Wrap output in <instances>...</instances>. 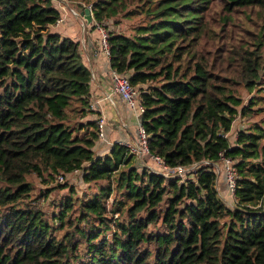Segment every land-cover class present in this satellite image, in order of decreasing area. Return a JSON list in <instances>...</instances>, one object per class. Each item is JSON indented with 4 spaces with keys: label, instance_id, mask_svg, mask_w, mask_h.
<instances>
[{
    "label": "trees",
    "instance_id": "obj_1",
    "mask_svg": "<svg viewBox=\"0 0 264 264\" xmlns=\"http://www.w3.org/2000/svg\"><path fill=\"white\" fill-rule=\"evenodd\" d=\"M62 1L113 26L109 65L138 91L149 153L194 169L181 182L138 172L118 143L97 156L79 41L50 31L53 0H0V264H264V128L226 136L239 87L252 92L264 68V0ZM222 157L238 174L230 203ZM75 171L96 192L76 207L69 196L50 222L27 177ZM65 225L76 237L57 234Z\"/></svg>",
    "mask_w": 264,
    "mask_h": 264
},
{
    "label": "crops",
    "instance_id": "obj_2",
    "mask_svg": "<svg viewBox=\"0 0 264 264\" xmlns=\"http://www.w3.org/2000/svg\"><path fill=\"white\" fill-rule=\"evenodd\" d=\"M53 5L59 11L60 18L50 26V31L79 41L83 62L91 72L89 83L91 112L83 120L97 122L99 119H103V137H98L95 142L93 147L95 154L97 156L107 154L114 143L126 146L135 144L141 114L129 109L125 102L113 92L109 57L99 46L98 30L92 24L86 23L83 12L74 9L72 3L53 0ZM136 157L141 158V156ZM145 165L149 170L157 168L152 160ZM216 167L220 169L221 173L222 164L216 165ZM218 186L224 194L227 188L223 171L218 179ZM228 201L231 202V200Z\"/></svg>",
    "mask_w": 264,
    "mask_h": 264
},
{
    "label": "rangeland",
    "instance_id": "obj_3",
    "mask_svg": "<svg viewBox=\"0 0 264 264\" xmlns=\"http://www.w3.org/2000/svg\"><path fill=\"white\" fill-rule=\"evenodd\" d=\"M73 7L75 9V6ZM135 21H137V18H132L129 21H125V24L128 27ZM255 23H260V19L257 17L256 13H249L246 14V16L243 18L242 26L244 25L247 29H251L252 25ZM103 26L107 31H111L113 29V26L109 22L108 23L104 22ZM262 52L264 55V48L262 49ZM238 93L241 99V105L237 106L236 109L238 112L235 115V118L232 122L230 131L227 133V138L231 145L235 144V139L237 138V132L239 130L244 131L255 125H260V127L264 128V68L261 73V78L257 82V85L252 90V92H247L242 87H239ZM242 106L250 107V110L246 111L244 115H242L240 112ZM261 142L264 143V138H262ZM148 161L151 160L147 158V156L141 158H137L136 156H134L130 164L133 165L138 172H140L143 168L148 169L147 166L145 165L148 163ZM218 165L220 164L218 163ZM155 169L157 170V168ZM221 174L222 171L218 175L221 176ZM57 175L58 174H55L50 177L46 176L45 180L43 181L35 174L29 175L27 177V180L30 181L33 186L32 192L28 196V200L30 202L33 201L32 204L35 207H39L45 213L46 217L49 219L50 222H53V220L50 219L52 213L55 214L57 213L59 209V205L61 204L62 201L69 198V196H71L72 200L74 201L73 204L76 207L80 200L87 199L93 193L96 192V186L98 185L97 183H99L97 182V183L86 184L82 182L81 172L79 171L65 174L62 180H58ZM187 176L188 175L185 174L182 177H180L181 179L179 180V182H181V180H184ZM65 183L67 184L66 188H61ZM103 183L104 182H100V184ZM70 188L73 189L74 191L73 194L70 193ZM219 191L220 194L226 200L232 199L231 195L227 190H225L224 194L221 192L220 189ZM115 193L116 192L112 193L111 198L108 200L109 203L112 202L113 197L115 195L117 198L121 199L120 193L118 194ZM121 216L122 214L120 215V217ZM73 222L75 223L74 220ZM150 229L152 230L153 228ZM70 231H72V228L65 225L61 230H57L56 232L59 236H61L63 233H73ZM106 233L108 235L109 231H107ZM73 234L74 236L76 235V233ZM81 252L83 253V250H81Z\"/></svg>",
    "mask_w": 264,
    "mask_h": 264
},
{
    "label": "built area",
    "instance_id": "obj_4",
    "mask_svg": "<svg viewBox=\"0 0 264 264\" xmlns=\"http://www.w3.org/2000/svg\"><path fill=\"white\" fill-rule=\"evenodd\" d=\"M89 9L91 13V6L88 5L86 7ZM95 28L99 32V46L101 50L108 55L109 57V33L104 28L103 24L94 23ZM110 78L112 83L113 92L118 95L127 105V107L133 111H137L142 114L143 107L139 102L138 91L135 87H133L126 75H122L117 73L116 71H110ZM97 133L98 137H103V119H99L97 121ZM227 136V134H226ZM129 152L138 157H149L152 161L157 165V170H153L155 172L161 173L165 177H182L188 170L194 169V166H190L189 168L184 166H177L174 168L168 167L165 165L162 158L159 156L151 155L147 148V134L141 124L137 127L136 134V142L133 145H127ZM222 171L225 178V184L227 191L229 194L233 195L236 188V180L238 178L237 171L233 166V162L231 159L222 157ZM217 174H220V169L217 168ZM58 180H62V175H57Z\"/></svg>",
    "mask_w": 264,
    "mask_h": 264
},
{
    "label": "water",
    "instance_id": "obj_5",
    "mask_svg": "<svg viewBox=\"0 0 264 264\" xmlns=\"http://www.w3.org/2000/svg\"><path fill=\"white\" fill-rule=\"evenodd\" d=\"M83 16H84V19L86 20V22L88 24L92 23V16H91L89 9H87V8L84 9Z\"/></svg>",
    "mask_w": 264,
    "mask_h": 264
},
{
    "label": "bare ground",
    "instance_id": "obj_6",
    "mask_svg": "<svg viewBox=\"0 0 264 264\" xmlns=\"http://www.w3.org/2000/svg\"><path fill=\"white\" fill-rule=\"evenodd\" d=\"M216 169H217V167H216Z\"/></svg>",
    "mask_w": 264,
    "mask_h": 264
}]
</instances>
